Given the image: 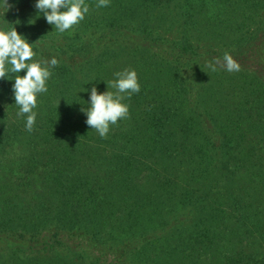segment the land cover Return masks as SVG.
Masks as SVG:
<instances>
[{"label": "trees", "instance_id": "trees-1", "mask_svg": "<svg viewBox=\"0 0 264 264\" xmlns=\"http://www.w3.org/2000/svg\"><path fill=\"white\" fill-rule=\"evenodd\" d=\"M36 2L0 0L29 63L58 61L31 133L26 70L0 79V264H264V0H85L63 33ZM225 52L240 71L207 68ZM125 69L101 138L81 108Z\"/></svg>", "mask_w": 264, "mask_h": 264}, {"label": "clouds", "instance_id": "clouds-1", "mask_svg": "<svg viewBox=\"0 0 264 264\" xmlns=\"http://www.w3.org/2000/svg\"><path fill=\"white\" fill-rule=\"evenodd\" d=\"M3 6L7 10L12 7L7 0H3ZM108 6L110 0H98L96 5L97 8ZM34 7L47 23L60 33L78 24L89 12V5L85 0H37ZM32 45L18 34L15 27L8 31L0 30V79H4L7 73L19 74L26 70L23 77L15 75L12 92L15 105L19 109L16 115L26 117L25 130L29 133L34 131L37 113L33 109L37 107V96L48 91L46 81L51 76L49 69L58 65L55 58L50 61L29 63L34 56ZM206 66L212 72L219 69L229 73L240 71V65L228 52H225L222 58L209 61ZM114 77L107 83L108 90L104 93H98L97 88L92 87L90 105L81 108V112L87 116L86 124L101 138L107 137L111 125L128 118V105L122 101L140 92L138 76L134 70L116 72ZM109 88L113 91H109Z\"/></svg>", "mask_w": 264, "mask_h": 264}]
</instances>
